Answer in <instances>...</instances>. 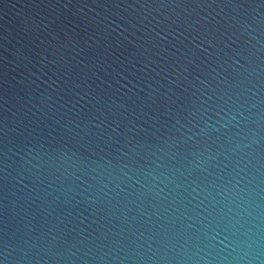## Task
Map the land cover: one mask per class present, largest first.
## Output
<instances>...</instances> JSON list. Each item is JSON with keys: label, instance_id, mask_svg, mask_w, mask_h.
Listing matches in <instances>:
<instances>
[{"label": "water", "instance_id": "95a60500", "mask_svg": "<svg viewBox=\"0 0 264 264\" xmlns=\"http://www.w3.org/2000/svg\"><path fill=\"white\" fill-rule=\"evenodd\" d=\"M0 264H264V0H0Z\"/></svg>", "mask_w": 264, "mask_h": 264}]
</instances>
